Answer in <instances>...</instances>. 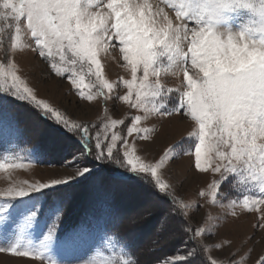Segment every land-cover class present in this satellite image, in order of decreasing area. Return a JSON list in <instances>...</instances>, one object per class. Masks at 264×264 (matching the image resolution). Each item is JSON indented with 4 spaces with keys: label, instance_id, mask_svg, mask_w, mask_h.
<instances>
[{
    "label": "snow or ice",
    "instance_id": "snow-or-ice-1",
    "mask_svg": "<svg viewBox=\"0 0 264 264\" xmlns=\"http://www.w3.org/2000/svg\"><path fill=\"white\" fill-rule=\"evenodd\" d=\"M0 51V123L9 143L31 145L27 157L3 149L0 170L72 169L0 190V254H11L0 264H241L231 239L217 241L219 224L196 221L202 205L165 175L183 156L205 177L199 200L226 209L224 219L258 214L253 264H264V0H0ZM25 53L102 112L76 119L38 98L17 59ZM106 56L125 75L109 80ZM18 109L32 113L38 142ZM153 118L159 128L146 126ZM173 120L188 124L186 136L150 157ZM85 181L103 189L98 211L69 222L72 189ZM146 233L156 239L142 249Z\"/></svg>",
    "mask_w": 264,
    "mask_h": 264
},
{
    "label": "rangeland",
    "instance_id": "rangeland-1",
    "mask_svg": "<svg viewBox=\"0 0 264 264\" xmlns=\"http://www.w3.org/2000/svg\"><path fill=\"white\" fill-rule=\"evenodd\" d=\"M2 55L3 52L0 51V56ZM17 59L23 64L25 75L30 83L38 89V98L50 101L52 104L60 107L62 111L76 119L95 120L97 115L102 112V108L86 107L83 103H78V98L74 95V90L71 88L69 81L67 79L61 80L59 77L55 76V74L50 73L47 65L41 63L39 58L30 53H25L22 56H18ZM103 63L105 65V75L109 80H116L118 77L125 75L124 69H122L111 56H106ZM165 79L170 86L179 84V80L175 77L169 76ZM124 107L126 108V106ZM121 111L123 112V109H121ZM24 118L28 121L30 132L34 137H37L33 130L32 113L24 115ZM153 125L158 128L160 127L155 118L148 122L146 126L152 127ZM188 128V124L182 121L173 120L170 123H166L158 142L150 146L148 155L150 157L155 156L159 154L168 143L185 137ZM3 149H7L8 153L19 154L21 157L29 156L26 155L28 151L20 148L18 144L9 143L4 132L0 129V152H2ZM18 162L28 163L26 159ZM70 174H72V169L66 168L63 163L57 162L51 165L32 163L24 168L0 170V190L7 189L13 180L27 181L29 183L36 181L45 182L51 178H63V176ZM165 175L176 185V194L179 197L192 202L198 201L202 205L199 212L196 213V221H200L210 215L212 217L211 222L219 224L216 236L217 241L220 237L231 239L233 241L231 251L239 253L236 258L241 260V264H253V261L261 252V235L259 230L253 227L256 218H258V214L248 213L247 210H244L238 218L228 216L224 219L226 209L220 208L219 206H210L205 204L203 200H199L197 192L205 177L193 175L188 168L187 156H183L173 162ZM80 185L81 184H79V186ZM74 188H76L75 191H79V187ZM230 195H232L233 198H239L241 194L234 191L230 193ZM121 199L123 202V198ZM225 203L227 202L225 201ZM159 211L160 209H158V215ZM239 211L238 209V212ZM155 219L156 218H153L150 223L154 224ZM193 222L195 223V221ZM142 230L146 231L144 229ZM254 233L253 241H249L248 237L253 236ZM155 239L156 237L153 234L146 233L141 240L143 245L142 249H147ZM249 248L252 249L251 254L247 251ZM214 254L222 258H227L230 255L227 250L223 252L216 250ZM10 255V253L0 254V256ZM17 259L31 260L32 258L23 257ZM35 264H39V262L36 261Z\"/></svg>",
    "mask_w": 264,
    "mask_h": 264
},
{
    "label": "trees",
    "instance_id": "trees-1",
    "mask_svg": "<svg viewBox=\"0 0 264 264\" xmlns=\"http://www.w3.org/2000/svg\"><path fill=\"white\" fill-rule=\"evenodd\" d=\"M30 113L27 109H18L17 114L20 118L22 127L25 130V135L27 139L33 143L38 142L37 137H34V135L30 132V128L28 125V121L24 118V115ZM0 129L4 132L3 124L0 123ZM20 148L28 151V154H31V145L25 144V143H19L18 144ZM56 161H51L50 163H41V164H54ZM108 173L106 171H101L99 173L101 176H106ZM75 187H79V191H75L76 188L72 189L73 194V201L71 205V210L69 214V222L74 221L78 219L80 216H82L85 213L94 214L98 211V202L101 199L103 195V189L94 187L93 184L89 181H85L84 183L77 184ZM106 187V186H105ZM80 192V193H77ZM119 203L123 204L124 200L122 202V199H119ZM139 246L142 248L143 245L141 243V240L139 241Z\"/></svg>",
    "mask_w": 264,
    "mask_h": 264
}]
</instances>
